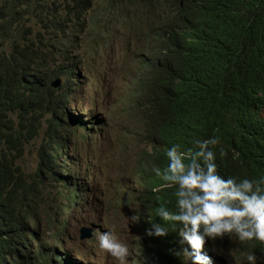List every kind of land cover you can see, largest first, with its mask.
I'll list each match as a JSON object with an SVG mask.
<instances>
[{
  "label": "trees",
  "instance_id": "obj_1",
  "mask_svg": "<svg viewBox=\"0 0 264 264\" xmlns=\"http://www.w3.org/2000/svg\"><path fill=\"white\" fill-rule=\"evenodd\" d=\"M108 2H118L119 12L129 9L146 22L139 37L145 54L138 68H131L135 74L127 72L125 109L142 124L135 139L143 137V142L135 145L131 137L126 148L134 154L132 175L141 190L130 203L124 196L123 205L136 208L133 223L140 235L141 260L185 264L182 255L174 254L181 247L176 242L178 222L174 226L156 215L161 205L177 210L176 185L166 186L152 167H166L165 153L173 144L178 151H194L195 140L215 136L218 142L211 147L219 175L237 181L264 177V0ZM96 3L0 0V264L2 259L9 264H79L66 256L67 226L55 218L59 212L52 217L50 212L55 206L61 210V202L89 204L90 188L84 181L88 167L70 150L82 138H93L101 115L88 125L72 122L67 114V91L82 62L78 37L72 41L76 34L60 32L66 29L60 22L78 34H94L89 17L96 13ZM96 18L102 14L96 13ZM31 19L40 26H26ZM57 78L62 84L51 86ZM38 138L42 143L36 168L29 174L32 183L20 161ZM153 223L167 233L150 234ZM204 239L203 245L216 244V255L210 246L200 250L211 264L235 262L217 252L218 246L236 254V260L261 252L255 238L237 242L222 234Z\"/></svg>",
  "mask_w": 264,
  "mask_h": 264
},
{
  "label": "clouds",
  "instance_id": "obj_2",
  "mask_svg": "<svg viewBox=\"0 0 264 264\" xmlns=\"http://www.w3.org/2000/svg\"><path fill=\"white\" fill-rule=\"evenodd\" d=\"M122 3L125 4L127 2ZM116 4L118 2L110 3L112 10L107 15L102 14V18H90V28L95 27V33L83 32L82 38L84 40H77V45H79V53H77L81 59L90 57L92 50H87L89 44L94 46L97 51H103L102 57L95 58V63H100L103 66H106L105 56L111 50L118 51L119 56L126 57L130 55V51L126 49L125 45L128 40L123 41L118 37L116 23L112 21L121 22L125 16L124 13L116 9ZM127 10L130 12L129 9ZM134 23L137 26L136 32L139 29L145 30L146 22L143 17H138V23ZM141 23L144 24V27ZM142 32L144 31L140 33ZM140 33L137 38L140 37ZM80 35L76 34L72 37V41L75 37L79 38ZM138 40H136V46L139 47V50L136 55L142 59L145 54V45L141 40ZM85 48L86 51L84 50ZM115 52L112 53L114 54ZM130 57L134 60V65L129 64L124 69V75H127V71L138 63L135 56ZM89 71V65L80 64L78 69L74 70V86L72 90L67 91L70 94V102L66 111L70 120L74 123L82 124L86 122L95 110L101 108L99 101L104 97V90L99 88L100 78L90 76ZM88 80V90L86 92L82 91L84 83L88 82ZM59 83L62 84V80L57 78L51 83V86L55 87ZM91 86L93 88H90ZM86 102H89V104ZM82 103L87 105L88 108L84 113L76 112V108ZM132 115L133 118H136V114ZM217 142L218 139L215 136L209 139L195 140V150L188 149L186 152L178 151V146L173 144L165 153L168 161L166 167L163 170L155 165L152 167L153 173L167 182L166 186L176 185L175 205L177 210L174 212L169 211L161 205L156 209V215L162 220L172 221L174 226L178 222L176 242L181 247L174 251V254L182 255L185 264H188V262L189 264H211L210 257L200 252L203 249L204 241L207 240L204 237L220 236L222 234H225V239L237 242L255 238L254 243L261 250L257 256H262L264 259V187H262L264 185V177L260 179L241 178L237 181L231 176L222 177L219 175L211 147L216 145ZM85 166L87 167V164ZM59 206H61V210L58 206H55L56 211L59 212L55 218L61 220L62 225L67 226L64 246L69 253L66 256L79 264H85L87 255L83 254L84 250L80 249L77 252L74 248L67 245L71 242L75 232L74 229L71 233L70 222L74 219L77 206L74 207L66 202H61ZM92 225L93 223L90 226ZM198 229L202 230L198 231ZM148 231L152 235H164L167 233L166 229L162 228L158 223H153ZM79 239L84 242V239H81V235ZM207 242L208 245L203 246L205 248L210 246L213 255H216V244L210 241ZM185 243L188 247H184ZM98 247L114 257L118 264H126V260L131 254L127 243L118 239L111 228L98 233ZM229 249L232 250L231 248ZM138 250L134 251L133 263L151 264L148 260H141ZM223 253L236 261V254L224 251ZM2 260L3 264H9L8 259ZM84 260L86 261L84 262ZM246 260L249 264H255L253 254L247 255Z\"/></svg>",
  "mask_w": 264,
  "mask_h": 264
},
{
  "label": "rangeland",
  "instance_id": "obj_3",
  "mask_svg": "<svg viewBox=\"0 0 264 264\" xmlns=\"http://www.w3.org/2000/svg\"><path fill=\"white\" fill-rule=\"evenodd\" d=\"M95 8L98 15H107L112 10L108 0H97ZM96 13H91L89 18L94 17ZM124 14L125 16L121 22L112 21L116 23L118 37L123 41L128 40L125 45L126 49L130 51V55L126 57L119 56L118 51L111 50L105 56L106 66H103L100 63H95V58L102 57L103 51H97L94 46L89 44L87 50H92L90 57L81 59V64L89 65V70L92 67V73L89 71L90 76L100 78L99 88L104 90V97L99 101L101 108L95 110L85 122H88V124L94 122L91 118L95 115H101L96 121L100 129L94 130L93 138H82L70 150V154H82V164H87L88 167L84 181L88 180L89 188H91V192L87 195L89 204L82 202L75 208L74 219L70 222L71 233L74 229L75 232L71 242L67 244L77 252L80 249L84 250L83 254L87 255V261L84 260V262L86 261L85 264H118L114 257L98 247V233L107 231L108 228L113 230L118 239L127 243L131 254L128 256L126 264H138L133 263L132 258L134 257V251L139 248L140 236L133 223L136 208L132 204L127 205V207L123 205L124 196L125 201L130 203V199L138 195L141 190V186L134 182L135 178L132 175L134 154L127 151L126 148L131 137L135 145L143 142V137L135 139L142 131V124L138 118H133V115L125 110L128 107L130 80H128L127 75H124V69L129 64L134 65V60L130 56L139 59L136 55L139 50V47L136 46V40L139 38L135 37L137 26L134 23H138V17L126 10ZM60 24L66 27L60 32L63 31L65 36L70 35L68 29L70 25L66 22H60ZM141 25L144 27V24L141 23ZM26 26L36 27L40 25L38 21L31 19V23ZM60 32L56 38L60 36ZM45 33L48 35L47 32ZM71 34H78V31L75 29ZM82 35L83 33L79 36L78 41L84 40ZM84 50L86 51V48ZM137 65L135 64V68ZM127 72L132 76L135 74L133 69H129ZM88 83L89 80L84 83L82 91L86 92L88 90ZM90 88H93V86ZM86 103L89 104V102ZM87 108L88 106L82 103L76 108V112L84 113ZM81 132L84 131L79 133ZM84 134H88V132H84ZM41 143L40 138H38L30 144L20 161L26 178L32 183H35V181L29 174L33 173L36 168ZM81 200L83 199L81 198ZM55 211L56 209L53 207L50 212L51 217ZM92 223L93 225L90 226ZM83 228L87 229L90 235L88 239H84V242L79 239L80 231ZM217 252L223 253L219 246ZM225 252L229 253V250ZM253 256L255 264H264L262 256H257V253ZM246 257L247 255L238 258L233 264H249ZM219 259L220 263L224 260L222 257H219Z\"/></svg>",
  "mask_w": 264,
  "mask_h": 264
},
{
  "label": "water",
  "instance_id": "obj_4",
  "mask_svg": "<svg viewBox=\"0 0 264 264\" xmlns=\"http://www.w3.org/2000/svg\"><path fill=\"white\" fill-rule=\"evenodd\" d=\"M88 230L82 229L81 230V239H88L89 238Z\"/></svg>",
  "mask_w": 264,
  "mask_h": 264
},
{
  "label": "bare ground",
  "instance_id": "obj_5",
  "mask_svg": "<svg viewBox=\"0 0 264 264\" xmlns=\"http://www.w3.org/2000/svg\"><path fill=\"white\" fill-rule=\"evenodd\" d=\"M184 26V25H183ZM192 26V25H191ZM69 30H70V34H71V30H75L71 25L69 26ZM191 30V29H190ZM187 32V31H186ZM176 34V33H175ZM183 34V33H182ZM80 62H82L81 61V59L79 60ZM139 62V61H138ZM142 62V61H141ZM138 64V63H137ZM138 66V65H137ZM137 66H136V68H137ZM142 67V66H141ZM140 68V67H139ZM141 69V68H140Z\"/></svg>",
  "mask_w": 264,
  "mask_h": 264
}]
</instances>
